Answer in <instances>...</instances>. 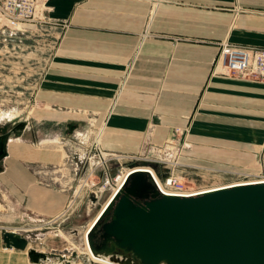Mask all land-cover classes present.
I'll return each instance as SVG.
<instances>
[{
	"label": "crops",
	"instance_id": "obj_1",
	"mask_svg": "<svg viewBox=\"0 0 264 264\" xmlns=\"http://www.w3.org/2000/svg\"><path fill=\"white\" fill-rule=\"evenodd\" d=\"M34 21L58 29L33 93L30 120L39 126L57 124L56 136L72 137L89 134L96 122L103 150L122 156L109 162L113 175L146 145L169 138L182 162L264 174V81L223 74L214 64L221 40L264 46V0H41ZM176 127L183 132L174 134ZM43 141L10 136L0 178L24 212L48 220L71 198L73 170L85 161L88 143L70 152L75 163L67 179L59 170L69 149ZM109 192L83 209L79 236ZM5 229L31 244L25 228ZM3 231L0 264L41 263L28 253L32 244L6 247ZM70 241L82 248L83 261L91 260L83 239Z\"/></svg>",
	"mask_w": 264,
	"mask_h": 264
},
{
	"label": "water",
	"instance_id": "obj_2",
	"mask_svg": "<svg viewBox=\"0 0 264 264\" xmlns=\"http://www.w3.org/2000/svg\"><path fill=\"white\" fill-rule=\"evenodd\" d=\"M9 136H0V159ZM2 236L6 247L28 246L16 229ZM87 240L123 264H264V180L182 196L163 193L148 168L131 169Z\"/></svg>",
	"mask_w": 264,
	"mask_h": 264
},
{
	"label": "rangeland",
	"instance_id": "obj_3",
	"mask_svg": "<svg viewBox=\"0 0 264 264\" xmlns=\"http://www.w3.org/2000/svg\"><path fill=\"white\" fill-rule=\"evenodd\" d=\"M27 29V31L13 33L11 35L6 34L4 36L0 34V127L3 126L4 129H9L11 137L19 135L23 139H29L36 143L43 139V142H47V144L68 148L69 153L80 150L79 147H83L84 143L85 145L88 143V146L91 145L96 138H94L97 129L96 122H94L93 129L86 138H83L84 143H82L76 134L77 131L72 137H69L67 134L59 137L56 136L57 124H52V126H39L30 120L32 119L30 114L33 109V93L55 47L58 29L51 27L49 24H39V22L30 24ZM87 125V127H91L89 121ZM149 132L148 134H151L153 129ZM101 136L102 132L100 142ZM163 145H146L143 152L133 157V159H128V162H131V164L126 165L128 168L123 173L129 169L145 167L146 165L155 168L160 176L161 172L168 174L173 169L176 174L181 175V181L185 186L195 187V190L239 181L247 182L253 180L249 178L260 177L257 176V174H260L259 172H226L200 164L185 163L180 161V152L173 159H176L178 164L173 166L175 168H169L167 167V163L161 159L163 151L161 153L158 149L161 148L163 150ZM2 162L1 159L0 168ZM72 162H74V159L70 153L65 162L60 165L62 169L59 171L64 175V178L69 179L70 176L74 175V170L72 175V168H70V166L73 167ZM87 207L86 204H82L74 212L53 222L37 219L31 214L24 212L21 206L12 200L11 194L2 184L0 178V232L6 227L11 226L25 228L26 232L29 233V239L33 247L42 249V251L38 252L45 253L44 256H39L35 260L33 259L35 262H41L39 264H49L53 261L56 262L55 264H105L92 259L90 261H83L81 258L82 252L80 251L82 248L71 245L70 240L76 244L81 239L85 242L84 231L87 226L80 236L77 227L83 209ZM37 232H39L38 235H36ZM70 233H73L72 238L68 235ZM65 234L68 235L69 239H66ZM31 244H29V248ZM67 245L73 246L74 250L72 248L65 249ZM47 253L50 259L46 258ZM102 257L113 260L109 256L106 257L103 255ZM114 262L121 263L115 260Z\"/></svg>",
	"mask_w": 264,
	"mask_h": 264
},
{
	"label": "built area",
	"instance_id": "obj_4",
	"mask_svg": "<svg viewBox=\"0 0 264 264\" xmlns=\"http://www.w3.org/2000/svg\"><path fill=\"white\" fill-rule=\"evenodd\" d=\"M39 2H41V0H0V34L5 36L6 34L11 35L13 33L27 31L29 25L33 24L35 20V13ZM218 44L219 52L214 61L215 69L220 65L222 67L220 72L223 74L264 81L263 45L238 43L227 39L219 41ZM101 132L100 128L96 129L94 135V138H96L91 145L88 146V150L86 151L88 154L85 156V161L81 165H75L74 173L76 184L73 186L72 196L65 209L59 215L49 218L47 222H53L74 212L82 204H86L87 206L95 204L98 198L107 190H110V200L118 189H115L118 177L120 173H123L125 170H120L113 175L110 171L109 161L113 158L119 159L122 156L121 154L110 153L103 150L100 142ZM182 132L183 130L180 127L174 129V134H181ZM76 134L79 136L82 143L84 142L83 138H86L88 135L83 131H77ZM158 149L161 153L163 151L161 159L167 163V167L175 168L173 166H176L178 162L176 159H173L180 151L176 139H168L163 145V150H161V148ZM151 169L162 178L163 183L169 190L162 188ZM151 169L148 170L152 173L157 186L163 193L182 196L200 193H193L195 187L185 186L181 181V175L176 174L173 169H171L165 177H161L155 168L151 167ZM257 176H264V174L260 173L259 175L257 174ZM259 179L264 180V178ZM104 208L105 206L99 209L97 212L98 217ZM87 227L84 231V238L85 232L88 230ZM91 227L92 225L90 226V230Z\"/></svg>",
	"mask_w": 264,
	"mask_h": 264
},
{
	"label": "bare ground",
	"instance_id": "obj_5",
	"mask_svg": "<svg viewBox=\"0 0 264 264\" xmlns=\"http://www.w3.org/2000/svg\"><path fill=\"white\" fill-rule=\"evenodd\" d=\"M143 168H148V169H151V166L150 165H146L145 167H143ZM135 169V168H134ZM130 170V169H129ZM129 170H127L125 173H120V175H119V177H118V182H117V184H116V187H115V189H117L121 184H122V182L124 181V179H125V177H126V175H127V172L129 171ZM152 170V169H151ZM153 172H154V174H155V176H156V178H157V180L159 181V183H160V185L162 186V188L163 189H165V190H169L166 186H165V184L163 183V181H162V178H160L156 173H155V171L154 170H152ZM259 178H264V176H260V177H253V178H249V179H253V180H249V181H253V182H256V181H258V180H262V179H259ZM241 182H246V181H239V182H233V183H241ZM233 183H230V184H222V185H216V186H212V187H206V188H202V189H198V190H195L194 189V191H193V193H195V192H203L204 190H210V189H213V188H217V187H221V186H225V185H231V184H233ZM115 191V190H114ZM107 203V202H106ZM105 203V204H106ZM105 206V205H104ZM103 206V207H104ZM97 217H98V214L96 215ZM95 216V219L97 218ZM95 219H93L92 221H91V224H89L90 226L93 224V222L95 221ZM97 220V219H96ZM90 226H88V230H87V232H85V242H86V248H87V252L89 253V255H90V257H91V259L92 260H94V261H96V262H101V263H105V264H122V263H117V262H114V260H109V259H106V258H103L102 256V254H95L92 250H91V248L89 247V244H88V240H87V235H88V232H89V230H90ZM28 246H29V244H28ZM28 246L26 247V248H28ZM104 256H106V255H104ZM107 257V256H106ZM51 260H53V259H51ZM44 261V260H43Z\"/></svg>",
	"mask_w": 264,
	"mask_h": 264
},
{
	"label": "trees",
	"instance_id": "obj_6",
	"mask_svg": "<svg viewBox=\"0 0 264 264\" xmlns=\"http://www.w3.org/2000/svg\"><path fill=\"white\" fill-rule=\"evenodd\" d=\"M154 164L157 165L156 163H154ZM42 255L44 256L45 253L35 251V252H33L30 256H31L32 259H36L37 257L42 256Z\"/></svg>",
	"mask_w": 264,
	"mask_h": 264
},
{
	"label": "flooded vegetation",
	"instance_id": "obj_7",
	"mask_svg": "<svg viewBox=\"0 0 264 264\" xmlns=\"http://www.w3.org/2000/svg\"><path fill=\"white\" fill-rule=\"evenodd\" d=\"M1 127H3V126H1ZM1 127H0V136L3 135L4 133L10 131L9 129H4V127L3 128H1Z\"/></svg>",
	"mask_w": 264,
	"mask_h": 264
}]
</instances>
